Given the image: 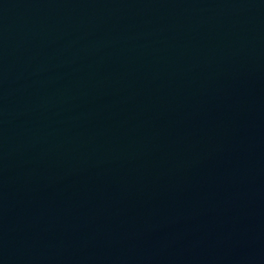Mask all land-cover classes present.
Listing matches in <instances>:
<instances>
[{"label": "water", "instance_id": "water-1", "mask_svg": "<svg viewBox=\"0 0 264 264\" xmlns=\"http://www.w3.org/2000/svg\"><path fill=\"white\" fill-rule=\"evenodd\" d=\"M0 264H264V0H0Z\"/></svg>", "mask_w": 264, "mask_h": 264}]
</instances>
